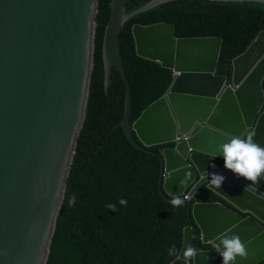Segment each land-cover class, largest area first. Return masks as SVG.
<instances>
[{
  "label": "water",
  "instance_id": "95a60500",
  "mask_svg": "<svg viewBox=\"0 0 264 264\" xmlns=\"http://www.w3.org/2000/svg\"><path fill=\"white\" fill-rule=\"evenodd\" d=\"M168 1L151 0L131 12L127 0L111 2L104 60L107 88L114 67L126 82L120 124L139 148L175 143L155 151L166 197L188 190L195 196L209 185L205 171L226 177L220 188H209L229 205L202 201L192 208L195 223L185 229L180 254L189 245L198 254L188 264H216L219 236L233 234L248 250L236 264H264V179L246 192L251 182L227 169L218 149L231 135L246 133L264 146V29L233 58L229 81L217 73L222 36L179 37L177 25L164 21L135 24L138 54L172 68L174 81L132 127L133 91L119 34L132 16ZM98 11L99 0H0V264L49 261L87 117ZM186 172L191 179L182 186Z\"/></svg>",
  "mask_w": 264,
  "mask_h": 264
},
{
  "label": "trees",
  "instance_id": "16d2710c",
  "mask_svg": "<svg viewBox=\"0 0 264 264\" xmlns=\"http://www.w3.org/2000/svg\"><path fill=\"white\" fill-rule=\"evenodd\" d=\"M151 0H127L129 12ZM112 0H99L95 66L87 117L47 264H170L174 244L180 254L185 228L196 201L222 198L205 183L192 201L179 207L161 190L162 159L155 151L174 143L142 149L120 124L126 113L127 86L118 68L106 85L104 39ZM170 22L179 37L222 36L217 73L231 80L232 59L264 29V2L172 0L132 16L120 32L118 47L133 91L131 124L174 81V70L138 54L134 25ZM134 137L139 140L132 128ZM185 195L180 196L182 199ZM75 197V203L69 201ZM127 200L121 205L120 199ZM115 204L116 210L107 207ZM197 230V235H199Z\"/></svg>",
  "mask_w": 264,
  "mask_h": 264
},
{
  "label": "clouds",
  "instance_id": "9594fccd",
  "mask_svg": "<svg viewBox=\"0 0 264 264\" xmlns=\"http://www.w3.org/2000/svg\"><path fill=\"white\" fill-rule=\"evenodd\" d=\"M254 135H255L254 133H246L244 135H231L229 142L218 145L219 154L223 155L224 166L227 169L231 170L238 177H243L251 182L249 185L246 186L245 188L246 192L248 191L255 192L257 190V185L259 181L261 179H264V146H261L260 144L254 141ZM168 147H173V146H168ZM214 166L215 165H213V167ZM191 175H192L191 172H186L184 178L180 180V184L182 186H185L188 183V181L191 179ZM205 179L209 181V185L208 183H206L208 186L218 189L222 186L226 177L222 174H217L215 172L208 173L207 171H205ZM183 195H185L183 199L180 197L182 195L180 196L172 195L171 204L173 206L179 207L181 205H184L187 199L189 201H192V199L195 197L189 195V190ZM221 198L222 200H219V202L229 205L223 197ZM75 200L76 198L72 197L69 201V204L70 205L74 204ZM196 202H202V201H196ZM119 203L121 205H127V200L121 198ZM107 207L111 210H116L115 204H109L107 205ZM191 218H192V223L188 226H191L195 223V220L192 215ZM195 229H196V236L198 237L201 231L198 227H195ZM197 230H199L200 232L199 235H197ZM218 240L220 241V243H218L217 246L219 253L216 254L217 255L216 264H236L238 257L245 259L248 257V250L246 244L241 240V237L238 234H233L231 236L221 235L219 236ZM204 248L213 249V246L211 244H205ZM168 254L177 256V259L182 258L185 264H188V261L190 259L197 256L198 250L193 246L189 245L186 248H184L183 253L181 255L177 253L176 246L173 244L169 248ZM221 257L223 258V260H221L222 259Z\"/></svg>",
  "mask_w": 264,
  "mask_h": 264
}]
</instances>
